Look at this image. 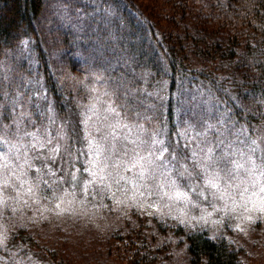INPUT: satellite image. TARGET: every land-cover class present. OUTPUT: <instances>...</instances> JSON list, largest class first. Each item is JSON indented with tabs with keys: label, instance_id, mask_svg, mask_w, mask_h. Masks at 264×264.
<instances>
[{
	"label": "rangeland",
	"instance_id": "obj_1",
	"mask_svg": "<svg viewBox=\"0 0 264 264\" xmlns=\"http://www.w3.org/2000/svg\"><path fill=\"white\" fill-rule=\"evenodd\" d=\"M142 2L156 14L155 0ZM48 13L52 19L66 15L54 8ZM85 24L83 17L67 30ZM61 40L45 43L52 57ZM30 41L0 62V264H41L29 256L37 252L35 243L13 244L21 232L70 254L73 264H108L97 249L117 232H137L160 246L158 264H190L180 227L226 239L243 260L264 261V120L251 126L219 120L204 112L202 105L211 107L205 95L193 93L196 100L178 107V136L168 141L164 129L148 125L153 107L142 102L128 119L130 108L121 110V90L111 83L90 89L94 93L73 116L81 123L78 145L52 106L50 133L32 125L33 100L28 113L26 84L13 78L29 56L39 74Z\"/></svg>",
	"mask_w": 264,
	"mask_h": 264
},
{
	"label": "trees",
	"instance_id": "obj_2",
	"mask_svg": "<svg viewBox=\"0 0 264 264\" xmlns=\"http://www.w3.org/2000/svg\"><path fill=\"white\" fill-rule=\"evenodd\" d=\"M153 5L157 15L154 9L147 12L142 0H0V62L25 40H33L39 61V74L29 67V56L13 77L26 84L22 101L30 113L29 97L33 100L36 129L50 133L52 106L79 145L81 123L73 122V116L94 93L90 89L106 90L111 83L121 90V110L130 108L128 119L139 113L142 102L153 107L148 125L164 129L168 141L178 136V107L196 100L193 93L205 95L201 99L211 107L202 105L204 112L219 120L227 117L246 126L264 120V0H155ZM52 8L65 11V17L48 18ZM83 17L82 29L67 30L80 25ZM50 38H63L56 57L45 48ZM109 78L114 82H107ZM177 233L188 242L190 264H264L258 258L243 260L241 250L206 231L180 227ZM19 241L36 244L37 252L29 256L41 264L74 262L70 254L26 232L14 235L13 244ZM102 244L97 253L108 264L160 261L161 247L137 232L111 234Z\"/></svg>",
	"mask_w": 264,
	"mask_h": 264
}]
</instances>
